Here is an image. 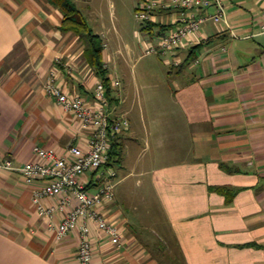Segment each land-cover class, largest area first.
<instances>
[{
	"label": "crops",
	"instance_id": "0c3cea01",
	"mask_svg": "<svg viewBox=\"0 0 264 264\" xmlns=\"http://www.w3.org/2000/svg\"><path fill=\"white\" fill-rule=\"evenodd\" d=\"M221 3L225 21L208 20L166 55L144 50L175 29L177 10L156 6L155 26L134 30L133 43L115 27L105 32L104 18L94 14L103 67L119 83L111 84L108 114L129 123L116 136L122 161L115 190L134 181L137 193L122 205L141 196L143 215L155 216L146 243L173 244L185 264H264V2ZM76 5L92 15L91 0ZM61 22L46 0H0V163L39 161L35 147L60 155L87 147L89 132L45 90L54 76L64 91L93 103L101 82L84 56L85 35L62 32ZM43 184L0 168V264H79L78 231L58 240L63 214L40 217L32 203ZM140 202L127 209L133 222L115 196L106 206L123 244L113 247L92 225L93 264H160L134 233L142 226Z\"/></svg>",
	"mask_w": 264,
	"mask_h": 264
},
{
	"label": "built area",
	"instance_id": "2783aa9c",
	"mask_svg": "<svg viewBox=\"0 0 264 264\" xmlns=\"http://www.w3.org/2000/svg\"><path fill=\"white\" fill-rule=\"evenodd\" d=\"M163 1L138 0L134 16L140 24L151 21V13L156 6L171 8L180 14L175 29L168 35L156 37L153 43L148 44L145 48L146 55H166L180 47L184 39L197 34L208 20L216 24L225 21L221 0ZM210 6L216 7L215 15L205 11ZM261 29L264 32V23ZM112 84L119 85L117 81ZM45 90L58 105L73 114L82 129L89 132L86 149L70 146L60 155L54 148L35 147L34 154L39 161L27 162L21 168H15L11 162L6 161L0 163V168L19 171L27 184L37 181L44 183L33 193L32 203L38 215L51 219L54 214L62 213V219L55 228L56 238L60 240L77 230L78 263L93 264L92 225L113 247L120 248L123 244L119 225L105 211L106 206L114 200L116 186V171L106 164L111 140L127 130L129 123L125 117L109 116V103L101 82L96 84L93 103L80 95L64 91L54 76L46 83ZM87 175H91L92 179L83 181V177ZM59 195L64 196L57 205L43 204L44 199ZM72 201L75 205L68 210Z\"/></svg>",
	"mask_w": 264,
	"mask_h": 264
},
{
	"label": "rangeland",
	"instance_id": "374dc122",
	"mask_svg": "<svg viewBox=\"0 0 264 264\" xmlns=\"http://www.w3.org/2000/svg\"><path fill=\"white\" fill-rule=\"evenodd\" d=\"M99 1H101V3H99ZM111 4H112V7H111ZM136 4H137V0H91V7L93 8L92 15L89 16V14L87 13L85 9H82V14L87 18L91 28H95V24L93 25L94 14L95 13L100 14L104 18L103 22H104V26H106L104 29L105 32L108 31V27H111V28L115 27L116 30L121 35V37H124V39L133 43L132 36H133L134 30H137V31L140 30V24L135 19V16H134ZM142 67L143 65L138 67V70H141ZM137 189L138 188L134 187V181L132 180L127 181L126 184H123L122 186L117 187L115 190V199L117 200L118 204L122 205V202L127 200V193L131 191H132V194L137 193ZM128 198L131 199V200L126 201V202L130 201L129 205H133V202H135V200H138V202H140V200L142 199L141 196L135 197V195L134 197H128ZM129 205H126V207H124L123 205L122 206L123 208H125L126 214L130 218H132V222H133V217H134L133 213L132 212L128 213L127 211L128 208L132 209V207ZM138 207L140 209L139 212H141V214L137 213L138 216L140 215L139 216L140 219L137 222L142 225V226L138 225L137 227L135 226L136 229H134L136 230V232L134 233L138 235L137 236L138 239L140 241L142 240L145 241L147 250H150L153 253L152 256L157 260V262L161 260L163 264H171L170 257L172 256H175V258L179 260V255L176 251V247L173 244L167 243L165 245L159 244L160 246L159 245L157 246L156 244H152L153 242H151V240L150 242L146 243V240L149 239L150 237L148 235L149 230H155V228L151 229L152 224H153L152 220H153V217L155 216H152L151 219H149V217H145L143 215L144 204H142L141 202L138 204ZM158 236H161V235H158ZM158 238L159 237H157L156 239ZM140 245L143 246L142 243H140Z\"/></svg>",
	"mask_w": 264,
	"mask_h": 264
},
{
	"label": "trees",
	"instance_id": "16d2710c",
	"mask_svg": "<svg viewBox=\"0 0 264 264\" xmlns=\"http://www.w3.org/2000/svg\"><path fill=\"white\" fill-rule=\"evenodd\" d=\"M51 6L57 9L62 15L60 30L62 32L71 31L76 35H85L87 46L84 51V56L87 63L94 70L96 76L100 79L105 88V96L108 103L111 102V81L108 77L107 69L103 67L101 53L104 48L102 39L92 32L86 17L76 5V0H46ZM155 24L151 21L140 24L141 31H148ZM151 31V30H150ZM122 161V145L115 137L111 140L110 150L108 153V161L106 166L115 170ZM223 191V190H222ZM158 250V248H157ZM164 257V256H163ZM181 257V256H179ZM160 264H163L159 260ZM171 264H185L181 257L179 260L175 256L170 257Z\"/></svg>",
	"mask_w": 264,
	"mask_h": 264
}]
</instances>
